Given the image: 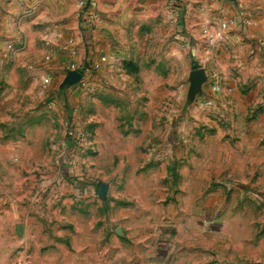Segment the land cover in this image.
<instances>
[{
	"label": "rangeland",
	"instance_id": "1",
	"mask_svg": "<svg viewBox=\"0 0 264 264\" xmlns=\"http://www.w3.org/2000/svg\"><path fill=\"white\" fill-rule=\"evenodd\" d=\"M263 9L0 0V247L15 225L0 258L126 245L127 213H164L222 228L210 255L223 264H264Z\"/></svg>",
	"mask_w": 264,
	"mask_h": 264
},
{
	"label": "crops",
	"instance_id": "2",
	"mask_svg": "<svg viewBox=\"0 0 264 264\" xmlns=\"http://www.w3.org/2000/svg\"><path fill=\"white\" fill-rule=\"evenodd\" d=\"M259 7V3H255L252 8L254 14L262 11L258 10ZM259 23V29L264 33V18ZM11 218L10 232L5 230L11 236L8 237L10 244L7 242L6 246L0 247L1 252L14 250L15 247L13 215ZM126 219L130 225L126 228L128 244L122 241L118 245L87 243L82 248L77 246L69 260L58 259L54 264H223L217 255L214 258L210 255L222 240L223 230L220 227H192L189 226L191 222H183L181 218L164 213H156V221L153 222L135 213H127ZM0 264H15V260L0 258ZM40 264L48 262L40 260Z\"/></svg>",
	"mask_w": 264,
	"mask_h": 264
},
{
	"label": "water",
	"instance_id": "3",
	"mask_svg": "<svg viewBox=\"0 0 264 264\" xmlns=\"http://www.w3.org/2000/svg\"><path fill=\"white\" fill-rule=\"evenodd\" d=\"M72 77L76 79L78 74L72 73ZM206 80L205 72L202 69L194 70L190 73L189 81V97H193L195 94L201 92L202 85Z\"/></svg>",
	"mask_w": 264,
	"mask_h": 264
},
{
	"label": "built area",
	"instance_id": "4",
	"mask_svg": "<svg viewBox=\"0 0 264 264\" xmlns=\"http://www.w3.org/2000/svg\"><path fill=\"white\" fill-rule=\"evenodd\" d=\"M230 23H232V20H229V21H225V22H222L220 24V26L218 27L217 31L215 32V35L218 37V38H221L223 36V33L227 30V28L229 27ZM103 60H105L103 58ZM219 91V86L217 85H214L212 88H211V92L212 93H216ZM206 105H212V101L211 100H207L206 101Z\"/></svg>",
	"mask_w": 264,
	"mask_h": 264
}]
</instances>
